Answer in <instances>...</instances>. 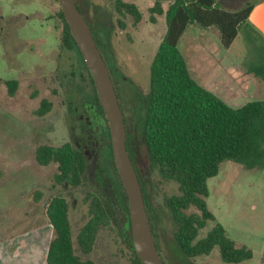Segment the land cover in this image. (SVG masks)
<instances>
[{"label": "rangeland", "instance_id": "rangeland-1", "mask_svg": "<svg viewBox=\"0 0 264 264\" xmlns=\"http://www.w3.org/2000/svg\"><path fill=\"white\" fill-rule=\"evenodd\" d=\"M122 1L137 6L141 12L138 22L129 14L119 13L116 0H82L94 27L108 32L106 53L112 58L114 81L132 124L138 95L148 90L150 64L165 34L166 22L165 14H155V22L151 21L150 7L154 0ZM218 1L219 6L232 11L246 3ZM170 2L162 1L164 10ZM59 8L57 0H0V264H46L48 244L54 235L46 207L54 196H62L67 202L74 249L82 259H91L96 264H132L133 253L118 212L123 210L122 200L104 157L98 154L91 171L77 185L55 181L56 162L41 165L36 160L40 145L84 143L87 113L80 117L84 111L81 104L92 105L87 83L72 74L74 53L61 47ZM246 36L239 32L232 43L233 48L237 44L233 52L252 59L262 43L249 41ZM220 45L215 27L189 25L180 37L177 47L197 82L207 78L202 70L205 58L209 54L214 56ZM255 65L246 63L243 68L256 77L252 70ZM11 79L17 81L13 95L8 93L6 84ZM256 80L252 78L249 83L251 91L257 94H249L250 97L230 105L237 107L247 100L264 98V92L252 87ZM43 99L51 103L50 109L37 115L35 110ZM88 115L99 117L97 111ZM135 128L139 140V128ZM138 145L141 162L145 164L143 148ZM145 173L148 196L161 217L158 235L166 254L174 227L164 199L179 193L178 184L155 171ZM207 185L206 203L214 219L198 230L193 242L220 223L235 246H246L252 257L226 262L214 247L210 253L194 257L193 264H264V169H247L236 161H223L218 174L207 179ZM94 195L106 199L113 210L114 206L117 208L116 219L99 227L91 251L84 253L77 235L88 221L89 199ZM187 212L199 213L194 206Z\"/></svg>", "mask_w": 264, "mask_h": 264}, {"label": "trees", "instance_id": "trees-1", "mask_svg": "<svg viewBox=\"0 0 264 264\" xmlns=\"http://www.w3.org/2000/svg\"><path fill=\"white\" fill-rule=\"evenodd\" d=\"M162 1L164 0H154L150 7V19L155 22V14H165L166 31L150 64L148 90L138 95L133 122L139 128L146 163L142 164L139 150L130 149L126 145L139 175L155 171L161 177L178 184L179 193L164 199V206L174 227L172 244L167 247L166 254L158 235L161 217L146 189L143 194L156 248L165 264H193L194 257L208 254L214 247L219 249L221 258L226 262L236 263L250 259L252 251L246 246H235L220 223H216L205 236L195 242L193 240L198 230L208 220L214 219L206 203L209 195L207 179L218 174L220 164L231 160L247 169H264V99L249 100L237 107L229 105L194 79L177 44L186 28L197 24L205 28H217L221 45L224 48L230 47L239 31L249 27L248 15L252 3L246 2L241 8L232 11L221 8L218 0H171L164 10ZM115 7L119 13L131 15L134 22L141 19V12L134 3L116 0ZM78 9L81 11L79 7ZM57 15L62 22L61 47L74 53L72 74L79 75L87 83L90 89L89 101L107 121L92 76L69 31L61 8ZM84 17L119 97L113 77L112 58L105 49L108 32L95 28L88 17ZM247 39L254 41L250 36ZM261 52V59L254 62L256 65L252 70L264 80V52ZM6 84L8 93L13 95L17 81L7 80ZM50 106L51 103L43 99L35 114L43 115ZM124 123L127 129L130 120L126 114ZM106 138L108 153L104 159L122 195V230L131 243L127 196L113 160L108 129ZM35 156L41 165L52 161L57 163L58 172L54 179L59 183L77 185L87 172L84 152L69 142L60 146L40 145ZM88 205V221L77 235V243L84 253L91 251L99 227L116 219L114 210L106 199L94 195L89 199ZM191 206L199 213L187 212ZM46 215L54 231L46 252V264H96L91 259H82L75 252L68 205L62 196L51 198L46 207ZM131 251L132 264H143L132 246Z\"/></svg>", "mask_w": 264, "mask_h": 264}, {"label": "water", "instance_id": "water-1", "mask_svg": "<svg viewBox=\"0 0 264 264\" xmlns=\"http://www.w3.org/2000/svg\"><path fill=\"white\" fill-rule=\"evenodd\" d=\"M69 31L92 76L99 101L108 121L113 160L125 190L130 219L131 241L143 264H165L151 231L141 183L126 148V128L108 67L96 45L91 29L75 0H57Z\"/></svg>", "mask_w": 264, "mask_h": 264}, {"label": "crops", "instance_id": "crops-1", "mask_svg": "<svg viewBox=\"0 0 264 264\" xmlns=\"http://www.w3.org/2000/svg\"><path fill=\"white\" fill-rule=\"evenodd\" d=\"M233 1L238 2L239 0H229V2ZM244 1L250 2L249 0ZM220 7L229 10L226 7ZM248 23L249 27L245 28V30H241L243 35H247L246 37L250 36L253 40H258L262 43L261 47L256 48L255 53H253L254 56L251 57L252 59L245 55H236L233 50L237 49V44L234 46L235 49L232 47V44L230 47L224 49L222 45H220L221 47L216 50L214 56L209 54L205 58V68H202L207 74V78H205L204 82H200V84L222 98L229 105L243 99L249 94L255 95L256 92H252L250 89L251 86L249 81H251L252 78H257L252 87L258 92H264V80L258 76H252L250 72L243 68V65L246 63H253L260 60L261 51L264 52V0H255L252 3V9L248 15ZM254 99L264 98L258 97ZM245 102H242V104Z\"/></svg>", "mask_w": 264, "mask_h": 264}, {"label": "flooded vegetation", "instance_id": "flooded-vegetation-1", "mask_svg": "<svg viewBox=\"0 0 264 264\" xmlns=\"http://www.w3.org/2000/svg\"><path fill=\"white\" fill-rule=\"evenodd\" d=\"M75 1H76V4L78 5V7L81 9V13L84 16H87L82 0H75ZM113 85H114V83H113ZM114 88H115V86H114ZM117 98H118V102H119L121 111L123 113V118H124V114L127 115V112H126L125 108L123 107V104L121 103L120 97L117 96ZM81 105H82L84 111L80 114V117L83 116V113H87V115L84 117V130H83L84 131V137H85L86 141L84 143H78L77 142L75 145L77 147L82 148V151L84 152V154L86 156L87 173H88L89 171H91V167L93 166V164L96 163V158L98 157V154L100 153V155L105 157V155L108 153V143H107V138H106V130L108 129V121H106L104 119V117L102 115H100L99 113H98L99 117H95V116L91 117L90 115H88L90 112L93 113V111H97L93 105H90L88 107H84V103H82ZM75 109H77V107H75ZM132 124L130 122V124L128 125V128L126 129V145L128 147H130V149L139 150L138 144H140V139L137 140L135 124H133V125ZM108 131H109V129H108ZM90 146L92 148H91V151L89 152ZM92 173H94V171H92ZM137 175H138L139 181L141 183L143 194H145V189L148 193L147 181L145 178L146 173L140 174V175L137 173ZM118 191H119V189H118ZM118 196L122 200V195H121L120 191L118 192ZM114 210L117 211V208L115 206H114ZM118 212H119V218L123 219V217H122L123 210H119ZM123 224H124V222L122 221V227H123ZM125 238L128 241V238L127 237H125ZM129 246L131 248L132 242L129 243Z\"/></svg>", "mask_w": 264, "mask_h": 264}]
</instances>
